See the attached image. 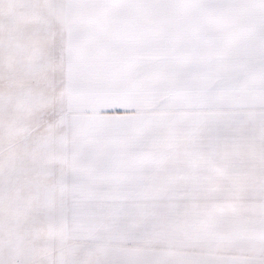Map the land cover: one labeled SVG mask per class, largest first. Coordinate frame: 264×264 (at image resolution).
<instances>
[{
  "label": "crops",
  "instance_id": "crops-1",
  "mask_svg": "<svg viewBox=\"0 0 264 264\" xmlns=\"http://www.w3.org/2000/svg\"><path fill=\"white\" fill-rule=\"evenodd\" d=\"M201 1L61 0L59 39V0H0L1 198L41 201L49 192L60 201L34 213L40 231L61 233V259L82 246L104 250L99 264H248L264 249V105H237L246 147L208 157L211 190L194 197L192 103H166L167 83L153 78L154 56L185 53L176 49L210 34L187 25L212 23L204 15L214 12L233 25L218 34L241 50L232 54L264 56V0ZM196 2L209 3L204 15L188 5ZM58 56L60 146L57 128L42 124L47 97L57 96ZM240 87L252 86H230ZM43 135L49 143L35 142Z\"/></svg>",
  "mask_w": 264,
  "mask_h": 264
},
{
  "label": "rangeland",
  "instance_id": "rangeland-1",
  "mask_svg": "<svg viewBox=\"0 0 264 264\" xmlns=\"http://www.w3.org/2000/svg\"><path fill=\"white\" fill-rule=\"evenodd\" d=\"M199 2L202 1L198 0V3ZM198 3L196 2L188 5L200 7V14H202L207 8L206 5L209 3L206 5H200ZM220 4H222L221 6L223 9L225 7L226 11L225 3L221 2ZM60 6L61 0H59L58 14L59 39L61 37V32L64 29V25L61 24L62 11ZM204 13L202 15H204ZM204 16L211 19L212 23H209L208 20L202 18L201 25L187 26H190L191 31L209 32L210 34L202 36L201 40L189 41L188 44L183 47L185 49L180 48L176 49V51H185V53H187L211 48L213 50L211 55L200 58L194 56L182 57V54L154 56L153 78L155 82L159 81L160 83L164 80V83H167V87L169 88L170 93L167 95L169 99H167L166 103L174 106H178V104H182L184 101L183 104L192 103L188 99V94L179 93V87L185 88L197 86L200 83L201 77L210 68H213L227 78L230 86H252L249 87V89H243L240 87L241 89H238L239 92L233 91L236 96L237 105H264V56L232 54V51L236 52L241 50H233L232 48L227 47L222 43L221 35H218L220 31H224L219 30L220 28H230L233 26L221 22L226 20V14L221 17L218 12H214V14L210 13L205 14ZM216 19L219 21H214ZM79 26L80 25L74 24V30L76 31ZM90 26V28L94 29L92 33L94 31L103 32V28L105 27L104 24H91ZM198 42L201 44L196 45L195 43ZM62 68V57L58 56L57 96L55 97V95L52 94L51 101L47 97L45 103V105H47V112L44 113L42 122L43 127L47 125V127L50 126L51 128H57V144L59 146L62 144V117L67 106L63 91ZM179 96L182 97L178 98ZM54 107H56V111ZM37 140H40V142L43 143L50 142L48 135L36 137L35 142H37ZM1 196L3 195L0 193V264H89L88 257L92 256L93 261L91 262L95 263L97 262V260L94 259L95 257L105 254L104 250L99 247L74 246V248L70 249V255L76 259H71L69 257L61 259L63 251L60 246L61 233L59 231H40L38 228L39 224H37L36 221H39L42 216H37L38 214L34 213L39 212L40 210H50L53 206H57V202H60L58 199H51L52 195L49 192L46 194L48 198L41 201L2 199ZM50 218L51 217L49 216L45 217V221H47L48 224H50ZM257 253H260V256H262L264 249ZM56 255H58V257ZM260 256L251 258L250 263L248 262V264H263V259ZM83 257L86 258L84 259V262L80 261ZM57 258L58 262L55 260ZM78 260L79 262L77 263Z\"/></svg>",
  "mask_w": 264,
  "mask_h": 264
},
{
  "label": "snow or ice",
  "instance_id": "snow-or-ice-1",
  "mask_svg": "<svg viewBox=\"0 0 264 264\" xmlns=\"http://www.w3.org/2000/svg\"><path fill=\"white\" fill-rule=\"evenodd\" d=\"M212 49L183 53V56L200 58L212 54ZM193 110L187 120L186 130L190 138V155L199 161L186 171L193 177L192 194L211 190L208 183L207 159L216 154L246 147L245 115L236 104V96L227 78L210 68L200 80L196 89L188 94ZM261 141L264 142V116H261ZM114 211H119L115 209ZM91 210L83 213L88 218Z\"/></svg>",
  "mask_w": 264,
  "mask_h": 264
}]
</instances>
